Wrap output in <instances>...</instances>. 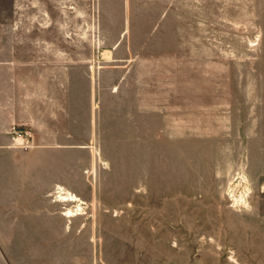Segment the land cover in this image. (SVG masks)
<instances>
[{
  "label": "rangeland",
  "instance_id": "rangeland-1",
  "mask_svg": "<svg viewBox=\"0 0 264 264\" xmlns=\"http://www.w3.org/2000/svg\"><path fill=\"white\" fill-rule=\"evenodd\" d=\"M201 1L204 29L156 30L151 36L175 44L143 47L146 110L140 131L127 133L134 139L119 152L105 142L109 158L81 146L62 158L76 165L81 191L56 194L95 199L68 212H88L95 228L109 229L94 245L110 257L123 251L126 264H264V0ZM105 2L0 0V53H37L20 41L28 37L57 38L83 54L132 39L135 31L99 28ZM138 50L121 45L115 54H128L132 67Z\"/></svg>",
  "mask_w": 264,
  "mask_h": 264
},
{
  "label": "crops",
  "instance_id": "crops-1",
  "mask_svg": "<svg viewBox=\"0 0 264 264\" xmlns=\"http://www.w3.org/2000/svg\"><path fill=\"white\" fill-rule=\"evenodd\" d=\"M201 4L106 0L100 12L107 26L99 28L120 35L135 31L132 39L119 38L100 54H83L63 48L57 38L28 37L20 41L37 53H0V239H7L6 262L0 259V264H126L123 251L110 257L105 247L99 251L94 245L109 229L95 228V221L85 218L88 212H68L90 207L95 199L70 201L56 194L81 191L72 182L76 165L70 161L63 166L62 158L80 146L88 157L100 152L109 158L105 142L119 152L122 141L134 139L127 133L140 131L145 109L141 78L148 59L143 47L175 44L151 36L156 30L204 29ZM177 39L176 44H184V37ZM121 45L140 47L134 54L140 65L131 67L128 54H115ZM154 111L150 106L146 125L153 124ZM95 143H101L100 151L91 149ZM124 234L119 230L116 236ZM26 239H39L38 245H27Z\"/></svg>",
  "mask_w": 264,
  "mask_h": 264
},
{
  "label": "bare ground",
  "instance_id": "bare-ground-1",
  "mask_svg": "<svg viewBox=\"0 0 264 264\" xmlns=\"http://www.w3.org/2000/svg\"><path fill=\"white\" fill-rule=\"evenodd\" d=\"M72 193V192H71ZM75 194H72V197L74 196ZM68 197H71V196H68Z\"/></svg>",
  "mask_w": 264,
  "mask_h": 264
}]
</instances>
